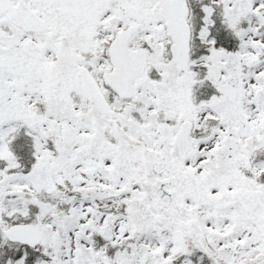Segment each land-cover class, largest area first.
<instances>
[{"label":"snow or ice","instance_id":"snow-or-ice-1","mask_svg":"<svg viewBox=\"0 0 264 264\" xmlns=\"http://www.w3.org/2000/svg\"><path fill=\"white\" fill-rule=\"evenodd\" d=\"M0 264H264V0H0Z\"/></svg>","mask_w":264,"mask_h":264}]
</instances>
